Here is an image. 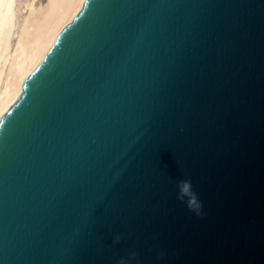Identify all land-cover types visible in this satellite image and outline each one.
Instances as JSON below:
<instances>
[{"label":"water","instance_id":"obj_1","mask_svg":"<svg viewBox=\"0 0 264 264\" xmlns=\"http://www.w3.org/2000/svg\"><path fill=\"white\" fill-rule=\"evenodd\" d=\"M8 113L0 264H264V0H86Z\"/></svg>","mask_w":264,"mask_h":264},{"label":"bare ground","instance_id":"obj_2","mask_svg":"<svg viewBox=\"0 0 264 264\" xmlns=\"http://www.w3.org/2000/svg\"><path fill=\"white\" fill-rule=\"evenodd\" d=\"M85 2L0 0V120L21 97L26 81Z\"/></svg>","mask_w":264,"mask_h":264},{"label":"snow or ice","instance_id":"obj_3","mask_svg":"<svg viewBox=\"0 0 264 264\" xmlns=\"http://www.w3.org/2000/svg\"><path fill=\"white\" fill-rule=\"evenodd\" d=\"M10 2L15 3L16 0H10ZM5 115H11V113H8V112L6 111V112H5ZM0 123H3V121L0 120ZM157 151H159V149H157ZM160 164H161V159H160ZM161 166H162V165H161Z\"/></svg>","mask_w":264,"mask_h":264},{"label":"rangeland","instance_id":"obj_4","mask_svg":"<svg viewBox=\"0 0 264 264\" xmlns=\"http://www.w3.org/2000/svg\"><path fill=\"white\" fill-rule=\"evenodd\" d=\"M41 1L44 2L45 0H41ZM8 29H9V30H8V32H9V31L11 30V27L9 26Z\"/></svg>","mask_w":264,"mask_h":264}]
</instances>
